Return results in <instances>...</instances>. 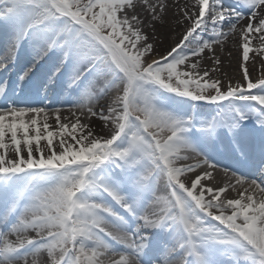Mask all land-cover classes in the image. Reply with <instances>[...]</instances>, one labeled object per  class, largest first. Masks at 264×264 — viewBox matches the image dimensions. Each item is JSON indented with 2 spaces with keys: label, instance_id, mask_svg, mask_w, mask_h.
<instances>
[{
  "label": "snow or ice",
  "instance_id": "snow-or-ice-1",
  "mask_svg": "<svg viewBox=\"0 0 264 264\" xmlns=\"http://www.w3.org/2000/svg\"><path fill=\"white\" fill-rule=\"evenodd\" d=\"M257 60L264 0H0V264H264Z\"/></svg>",
  "mask_w": 264,
  "mask_h": 264
},
{
  "label": "bare ground",
  "instance_id": "bare-ground-1",
  "mask_svg": "<svg viewBox=\"0 0 264 264\" xmlns=\"http://www.w3.org/2000/svg\"><path fill=\"white\" fill-rule=\"evenodd\" d=\"M180 2L183 3H191V0H180ZM254 44L256 43L255 41L253 42ZM231 50L233 52V58L231 61V64L229 63V57H228V51ZM237 55L235 51L234 45L230 46L228 50H225L223 53H221L222 59H223V64L221 67L228 73L229 76H237L238 77V72L236 69V60L235 56ZM250 65H251V54H250ZM260 68L261 70H264L262 66L259 64V61L257 60L256 62V68H251L252 76L255 78V76L258 74L257 69ZM227 77H225L226 79ZM52 101L45 100L44 104L45 105H50ZM63 115H67V113H64ZM53 121H50L52 123ZM43 143V142H42Z\"/></svg>",
  "mask_w": 264,
  "mask_h": 264
}]
</instances>
